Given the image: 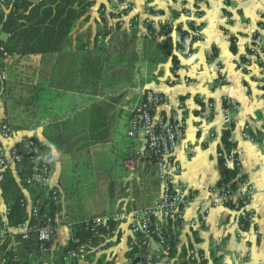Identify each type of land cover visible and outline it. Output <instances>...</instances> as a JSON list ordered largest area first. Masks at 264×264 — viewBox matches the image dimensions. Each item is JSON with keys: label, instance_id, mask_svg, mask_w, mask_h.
Masks as SVG:
<instances>
[{"label": "crops", "instance_id": "1", "mask_svg": "<svg viewBox=\"0 0 264 264\" xmlns=\"http://www.w3.org/2000/svg\"><path fill=\"white\" fill-rule=\"evenodd\" d=\"M195 2L136 0L134 8L121 15L109 11L106 0H92L59 50L13 54L10 59L14 60L8 66L5 65L8 59H4V67L6 70L10 67V74L28 73L27 83L31 85L28 95L35 96L37 107L42 104V113L30 121L29 107L24 110L13 102L5 104L0 98V126L7 123L14 138L26 135L38 139L52 169L46 187L59 193L58 201L54 202L56 235L48 252L41 255L40 264H54L75 224L105 213L147 208L160 198L156 166L147 155L143 138L127 135L131 114L145 90L165 96V102L157 109L159 113L168 114L183 104L186 137L176 150L181 166L179 178L198 193L196 201L186 209V222L201 218L200 203L205 201L204 207L208 205L207 189L219 183V152L233 148L239 171L254 187L252 224L230 208L210 209L195 228L179 229L178 246L191 244L197 249L201 257L197 264H264V88L255 77L259 69L253 67L249 75L240 67L252 32L264 22V0H198L202 13L200 32L186 43L185 34L180 35L185 27L169 29L161 22L175 18ZM156 12L163 16L161 24L145 30L141 20ZM113 31L129 35L128 40L140 45L133 49L142 56L141 60L131 70L128 68L126 83L116 81L121 73L119 66L107 65L108 61L98 67L90 66L93 55L106 47L98 36L109 40ZM163 43L169 45L168 50L159 48ZM176 44L186 51H177ZM146 50V54L153 51L152 58L143 57ZM187 50H191V56L186 54ZM225 97L237 105V123L231 126L224 118ZM95 106L98 111L93 114ZM93 118L97 123L91 128ZM245 132L248 138L244 137ZM226 133L229 148L224 143ZM100 134H107V139H93ZM188 145L190 157L186 154ZM83 156L95 166L109 163L139 174L133 177V182L130 179L119 182L121 193L112 198L115 209L68 219L71 201L62 191L63 167ZM23 192L29 199V194ZM6 207L2 197L0 215ZM128 239V232L121 233L115 242L107 244L101 253L90 255L84 264H96L101 258L111 264H128ZM238 258L244 259L237 261Z\"/></svg>", "mask_w": 264, "mask_h": 264}, {"label": "built area", "instance_id": "2", "mask_svg": "<svg viewBox=\"0 0 264 264\" xmlns=\"http://www.w3.org/2000/svg\"><path fill=\"white\" fill-rule=\"evenodd\" d=\"M4 1V0H0ZM195 4L186 7L181 14L173 19L164 20L162 25L169 29L185 27V39L198 37L202 18L201 10L197 1ZM107 9L115 14L125 15L135 6L136 0H106ZM163 16L151 13L142 21L145 30L157 25ZM159 23V24H161ZM144 35L148 34L149 32ZM180 40V43L184 41ZM102 45L108 41L103 36H98ZM247 53L240 62V67L249 75L253 67L259 69L258 82L264 88V22L252 32L250 41L247 44ZM3 50V48H1ZM191 56V50L186 53ZM12 55L3 51V58H10ZM0 77L6 80V74L0 69ZM165 96L153 90H145L133 110L130 118V125L127 135L131 138L141 136L146 145L147 155L154 161L157 171V179L161 186L160 198L150 207H134L125 211H116L95 216L82 222L81 225L88 229L91 225L95 242L89 241V246H80L77 249L67 250L63 260H75L83 262V259L91 254L97 255L103 248L115 242L121 233L128 232L129 250L135 247L138 249L131 264H184L181 259V248L176 246V253H172L174 246L168 241L167 230L179 225V229H193L201 223L203 216L210 209L227 207L235 210L247 222L252 224L255 221L254 209V187L252 182L239 171V161L233 148L221 151L218 156L223 161V166L235 169L234 176L227 182L216 184L207 189V207L204 202L201 211V218L185 221L186 209L196 201L198 193L195 192L188 182L179 178L181 169L176 158V150L183 143L186 137V124L183 114V104L180 103L170 113L163 114L157 109L165 102ZM227 109L224 115L228 126L237 123L235 112L237 105L225 97ZM246 132L248 128H245ZM245 132L244 137L248 138ZM186 154L192 155L191 146H187ZM26 159L29 162V172L25 177L27 184L38 187H46L49 184L51 166L47 161L39 145L32 136L20 135L14 138L12 130L7 123L0 126V182L3 180L4 172L8 168H14L22 164ZM48 187V186H47ZM46 187V188H47ZM50 190V189H47ZM53 202L58 201L59 193L51 189ZM22 205L26 206L28 218L16 226L8 223L7 216L10 212L8 207L0 215V243L13 238L15 233L21 235L22 239H28L31 234L36 233L41 241L39 251L43 254L48 252L45 243L50 242L56 235V225L53 216L46 211H41V200L22 199ZM176 224V225H175ZM188 264H197L201 257L197 249L191 248L187 252ZM250 253H246L248 258ZM244 258H238L242 261Z\"/></svg>", "mask_w": 264, "mask_h": 264}, {"label": "trees", "instance_id": "3", "mask_svg": "<svg viewBox=\"0 0 264 264\" xmlns=\"http://www.w3.org/2000/svg\"><path fill=\"white\" fill-rule=\"evenodd\" d=\"M91 4L92 0H40L37 3H32L28 0L0 1V58H3V51L10 55L17 54L22 56L38 53L46 54L59 50L76 21ZM184 34V31L180 32L181 36ZM161 47L163 51L169 49V45L166 47L165 43L159 46V48ZM176 50L180 53L186 51L182 45L177 44ZM148 51V54L145 53L147 50L144 51V58L153 57V51ZM93 63L91 65L95 66L96 63ZM177 63L176 57L173 56V65ZM4 85L5 82L0 77V90L4 88ZM97 111L98 106H95L92 113L94 114ZM96 123L94 118L91 119V128L96 126ZM107 137V134H100L93 136V139L100 141L107 139ZM227 137L226 133L224 143L226 148H229L230 144ZM34 139L38 144V139L36 137ZM219 167L221 178L218 184L230 180L237 171V168L224 167L221 158ZM28 172L29 162L24 159L22 164L6 169L3 180L0 182L1 195L10 209L7 220L9 225L13 227L28 218L26 206L21 203L22 199H26L24 190L29 194V198L41 200V211H46L51 216H54L55 204L52 200L51 189L47 190L46 187L27 184L25 177ZM178 232L179 225H176L175 229L168 228L167 230V238L172 246L178 242ZM13 238L15 242L12 238H9L0 243V264H40V257L43 253L39 251L41 241L38 240L36 233L31 234L28 239H22L20 234L15 233ZM95 240L91 225L88 229H85L83 225L75 224L68 243L61 254L58 255V258L54 260V264H79L75 260H63L65 252L70 249H77L83 245L89 246V241L95 242ZM50 243L51 241L46 242L45 245L49 247ZM191 248V244L181 248L180 256L184 264H188L186 252ZM137 250L135 247L128 250V264H131V259ZM176 251V246H174L172 253L174 254ZM90 255H87L86 258ZM80 264H84V261ZM96 264H111V261H104V258H101Z\"/></svg>", "mask_w": 264, "mask_h": 264}, {"label": "rangeland", "instance_id": "4", "mask_svg": "<svg viewBox=\"0 0 264 264\" xmlns=\"http://www.w3.org/2000/svg\"><path fill=\"white\" fill-rule=\"evenodd\" d=\"M90 34L92 33L90 32ZM129 37L125 33L121 34V32L113 31L109 36V40L107 39L108 44L106 47H102V50L93 55L90 66L92 68L98 67L101 64L103 65L105 61H108L107 65L119 66L121 73L118 74L119 78L116 81L126 83L128 68L131 70L142 57L134 50L140 48V45L134 44L133 40V42L128 40L130 39ZM4 59H8L7 63H5L6 66L11 60H14L0 58V69H3L6 74L4 88L1 89L2 92L0 90L1 101L5 104L8 101L16 103L17 105L15 106H20L23 109L24 107H29L27 117L30 118V121L35 120L38 114L42 113V104L37 107L35 96L32 94L28 95L27 90L31 86L27 83L28 73H21L20 71L15 73L12 71V74H10L8 71L10 67H8V70L4 67ZM92 62L96 63V65H91ZM33 102L35 103L33 104ZM14 133H18V130L14 129ZM63 172L62 191L64 196L71 201L69 212L66 214L68 219L73 216L79 218L115 209L116 206L112 203V198L121 193L119 182L124 179H130L133 182V177L135 175L138 177L139 174L138 171L135 173L125 169L123 166L114 167L113 164L109 163H100L95 166L88 163L84 156L76 159L70 166L63 167ZM140 172L142 173V170ZM153 183L155 182L153 181ZM0 200H2L1 192ZM230 257L233 259L232 254ZM88 258L85 257L83 261H87Z\"/></svg>", "mask_w": 264, "mask_h": 264}]
</instances>
